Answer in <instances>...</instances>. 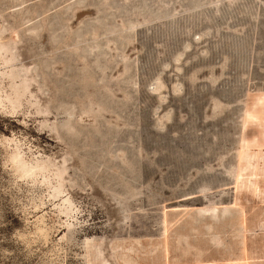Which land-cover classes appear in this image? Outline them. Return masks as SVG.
I'll use <instances>...</instances> for the list:
<instances>
[{
	"label": "rangeland",
	"instance_id": "374dc122",
	"mask_svg": "<svg viewBox=\"0 0 264 264\" xmlns=\"http://www.w3.org/2000/svg\"><path fill=\"white\" fill-rule=\"evenodd\" d=\"M0 264H264V0H0Z\"/></svg>",
	"mask_w": 264,
	"mask_h": 264
}]
</instances>
